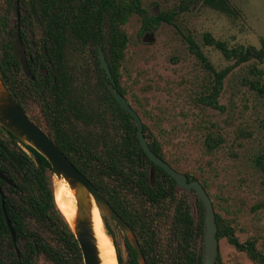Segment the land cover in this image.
<instances>
[{
	"label": "trees",
	"instance_id": "trees-1",
	"mask_svg": "<svg viewBox=\"0 0 264 264\" xmlns=\"http://www.w3.org/2000/svg\"><path fill=\"white\" fill-rule=\"evenodd\" d=\"M181 1L201 3L230 18L240 13L230 0ZM177 14L175 10L151 14L142 0H6L5 7L0 3L1 81L23 111L130 226L145 264H204V245L196 246L198 236L204 243V207L198 200L201 217L196 225L185 189L177 188L175 179L146 155L135 119L120 106L108 83L127 98L121 66L130 41L124 27L131 18L141 16V32L148 34L162 24L176 26ZM19 38L25 47L29 77L15 54ZM185 39L190 51L214 76L212 92L201 101L221 109L218 98L233 68L218 71L191 36ZM204 39L206 45L235 61V66L264 61V39L260 48L229 47L209 33ZM100 48L112 78L102 68ZM253 72L262 75L257 67ZM248 83L264 97V82L257 79ZM144 135L152 151L165 160L162 145L145 124ZM221 143V138L208 136L205 147L212 153ZM21 145L15 136L7 137L0 129V171L14 183L9 185L0 178V189L6 195L5 212L0 192V264H39L41 260L85 264L74 231L57 205L51 164L32 147ZM3 147L21 163L20 168ZM256 164L264 172V151ZM186 175L189 181L197 180ZM216 223L218 240L227 238L254 264H264V253L255 238L242 242L218 214ZM108 229L113 235L109 225ZM124 245L128 260L124 263L119 251L118 263L140 264L125 236ZM216 264H222L219 256Z\"/></svg>",
	"mask_w": 264,
	"mask_h": 264
},
{
	"label": "rangeland",
	"instance_id": "rangeland-1",
	"mask_svg": "<svg viewBox=\"0 0 264 264\" xmlns=\"http://www.w3.org/2000/svg\"><path fill=\"white\" fill-rule=\"evenodd\" d=\"M239 15L230 18L201 3L181 0H142L151 14L175 10L176 26L162 24L152 33L141 32L142 18L134 15L124 30L128 48L121 66L122 86L129 103L140 114L148 132L162 145L165 160L176 170L195 177L210 195L215 213L242 241L255 238L264 253V172L256 159L264 151V97L249 81L264 82V61L235 66L214 46L211 34L229 47H261L264 39V0H230ZM6 6V0H0ZM14 19V16H13ZM191 36L218 70L232 67L218 98L221 109L201 99L212 92L214 76L190 51ZM254 67L262 75L254 74ZM208 136L221 146L208 152ZM55 184L57 178L52 177ZM191 213L199 225L201 207L195 192L185 190ZM113 238L127 263L124 233L116 224ZM222 264H254L227 238H219ZM204 243L197 237L199 249ZM39 264H51L41 260Z\"/></svg>",
	"mask_w": 264,
	"mask_h": 264
},
{
	"label": "water",
	"instance_id": "water-1",
	"mask_svg": "<svg viewBox=\"0 0 264 264\" xmlns=\"http://www.w3.org/2000/svg\"><path fill=\"white\" fill-rule=\"evenodd\" d=\"M15 54L20 57L22 68L25 74L29 77L31 72L28 65L25 47L21 38L18 39L16 44ZM99 54L102 68L106 70L109 78H112L109 64L101 48L99 49ZM108 87L110 92L119 102L120 106L129 112L135 119L138 126V137L146 155L155 165L163 168L175 179L177 188L194 191L198 199L202 202L204 207L205 222L204 264H216L219 256V241L217 238L218 228L213 201L207 190L202 183H200V181H189V178L185 173L177 171L168 162L160 158L152 151L144 135V122L140 114L129 103L128 99L119 93L113 85L108 83ZM0 129L7 136H15L20 142L26 146L32 147L39 154L44 156L51 164L55 178L64 179L69 188L74 192L77 212L73 225L69 221L68 223L71 225L76 239L79 242L85 264H102L97 244L98 242L93 230V202H95L100 211L106 234L112 240L117 256L120 251L119 246L108 229V225L113 233L115 232L114 225L117 224L120 226L130 245H132V247L136 250L139 263L145 264L140 244L130 226L117 214L110 203L100 193L98 188L63 153L49 134L23 111L1 79ZM3 150L19 168L22 166L7 148L3 147ZM0 178L6 181L9 185L14 186L12 180H10L1 171ZM0 192L3 199V208L6 212V195L2 189H0ZM7 222L15 241L16 233L8 216Z\"/></svg>",
	"mask_w": 264,
	"mask_h": 264
},
{
	"label": "bare ground",
	"instance_id": "bare-ground-1",
	"mask_svg": "<svg viewBox=\"0 0 264 264\" xmlns=\"http://www.w3.org/2000/svg\"><path fill=\"white\" fill-rule=\"evenodd\" d=\"M54 188L55 199L59 209L66 220L73 225L77 212L74 192L69 188L64 179L57 178ZM93 230L98 242L102 264H118L115 246L106 234L100 211L95 202H93Z\"/></svg>",
	"mask_w": 264,
	"mask_h": 264
},
{
	"label": "flooded vegetation",
	"instance_id": "flooded-vegetation-1",
	"mask_svg": "<svg viewBox=\"0 0 264 264\" xmlns=\"http://www.w3.org/2000/svg\"><path fill=\"white\" fill-rule=\"evenodd\" d=\"M2 131V130H1ZM6 135V134H5ZM7 136V135H6ZM12 135H10V136H7V137H11ZM19 144L21 145V144H23L22 142H20L19 141ZM23 145H25V144H23ZM26 146V145H25ZM21 147H23L22 145H21ZM24 149H25V151H28L25 147H24ZM117 225V224H116ZM118 227H120L119 225H117ZM122 232H123V230H122ZM125 235V234H124ZM125 237H126V235H125ZM126 239H127V237H126Z\"/></svg>",
	"mask_w": 264,
	"mask_h": 264
}]
</instances>
